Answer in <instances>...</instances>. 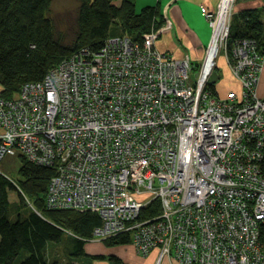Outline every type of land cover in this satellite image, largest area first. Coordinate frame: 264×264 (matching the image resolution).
<instances>
[{"label": "built area", "instance_id": "obj_1", "mask_svg": "<svg viewBox=\"0 0 264 264\" xmlns=\"http://www.w3.org/2000/svg\"><path fill=\"white\" fill-rule=\"evenodd\" d=\"M224 2L202 8L213 37L200 65L161 53L153 29L83 49L0 98V164L54 168L49 210L100 215L94 240L131 233L155 264H264V56L250 39L229 47L235 0L221 29ZM222 53L240 94L208 88ZM155 200L161 213L141 220Z\"/></svg>", "mask_w": 264, "mask_h": 264}, {"label": "trees", "instance_id": "obj_2", "mask_svg": "<svg viewBox=\"0 0 264 264\" xmlns=\"http://www.w3.org/2000/svg\"><path fill=\"white\" fill-rule=\"evenodd\" d=\"M53 1L0 0L1 99L15 98L21 85L43 80L49 71L83 49L98 52L109 38L118 36L142 43L145 34L164 24L160 6L138 12L133 0H75V15L63 23V16L53 13ZM242 39L256 42L264 56V24L258 10L232 14L229 47ZM216 72L221 79L218 67ZM208 88L221 96L215 84ZM18 158L21 165L16 181L0 169V264H75L77 259L87 258L85 245L94 240L95 229L102 226L100 215L49 210L46 195L55 169ZM262 170L264 173V163ZM11 191H16L20 199L13 211ZM160 213L161 203L155 200L143 209L140 219ZM260 239L264 243V224L260 226ZM64 241L66 259H51L49 244ZM102 242L107 247L129 245L132 236L119 234ZM110 261L123 264L116 257H110Z\"/></svg>", "mask_w": 264, "mask_h": 264}, {"label": "crops", "instance_id": "obj_3", "mask_svg": "<svg viewBox=\"0 0 264 264\" xmlns=\"http://www.w3.org/2000/svg\"><path fill=\"white\" fill-rule=\"evenodd\" d=\"M121 1L117 0V3ZM133 1L138 12L146 7L160 6L164 24L159 28L161 33L157 39L156 47L161 53L172 59H182L188 56L194 65L203 63L212 42L213 29L210 21L203 14L202 8L205 7L210 12H217L222 0ZM246 10H258L264 24V0L237 1L232 14ZM233 90L240 94V85L237 83V88H231L229 91ZM257 92L259 97L264 99V67ZM85 250L87 259L81 263L75 262V264H113L110 257L118 258L123 264H155L158 257V251H154L145 257L138 253L133 244L107 247L104 242L99 240L86 243ZM161 264L178 263L166 258Z\"/></svg>", "mask_w": 264, "mask_h": 264}, {"label": "rangeland", "instance_id": "obj_4", "mask_svg": "<svg viewBox=\"0 0 264 264\" xmlns=\"http://www.w3.org/2000/svg\"><path fill=\"white\" fill-rule=\"evenodd\" d=\"M77 7H78V2L75 0H54L53 1V13L54 15H56V17L58 15H62L63 20H60V21H63V23L69 22V20H71V18L75 15ZM231 18H230V21H231ZM217 67L219 69L221 79H219L215 83V86H216L218 94L222 96V95H225L226 92H228L231 88H237V82L233 78V75L231 73V70L229 68V65H228V62L225 56V53H222L217 59ZM20 165H21V162L18 157L10 156L2 161V163L0 164V169L5 173L7 177H9L11 180L16 181L19 177ZM262 173H263V170H262ZM9 199L11 202L10 210L13 211L15 210L17 203L20 201L18 193L16 191H11L9 193ZM65 242L66 241L62 243H50L48 246V256L51 257V259L57 258L60 261H64L67 257L65 253L66 251ZM86 259L87 258L77 259L75 262L81 263V262H84Z\"/></svg>", "mask_w": 264, "mask_h": 264}, {"label": "bare ground", "instance_id": "obj_5", "mask_svg": "<svg viewBox=\"0 0 264 264\" xmlns=\"http://www.w3.org/2000/svg\"><path fill=\"white\" fill-rule=\"evenodd\" d=\"M232 0H225L224 2V7H223V10H222V17L218 23V26L222 29L224 28L226 25H227V20H228V10H229V4L231 3ZM237 2V0H235L234 2V5L235 3ZM216 53V48L213 49V52H212V55L214 56ZM212 58V56H211Z\"/></svg>", "mask_w": 264, "mask_h": 264}, {"label": "water", "instance_id": "obj_6", "mask_svg": "<svg viewBox=\"0 0 264 264\" xmlns=\"http://www.w3.org/2000/svg\"><path fill=\"white\" fill-rule=\"evenodd\" d=\"M218 79H219V76L217 72L215 71L211 76L210 83L215 84L218 81Z\"/></svg>", "mask_w": 264, "mask_h": 264}]
</instances>
